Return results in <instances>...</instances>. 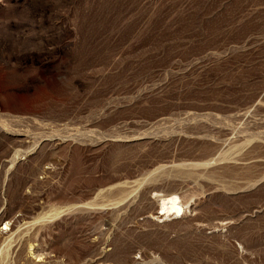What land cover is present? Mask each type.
<instances>
[{
    "label": "rangeland",
    "instance_id": "374dc122",
    "mask_svg": "<svg viewBox=\"0 0 264 264\" xmlns=\"http://www.w3.org/2000/svg\"><path fill=\"white\" fill-rule=\"evenodd\" d=\"M0 220V264H264V0H0Z\"/></svg>",
    "mask_w": 264,
    "mask_h": 264
},
{
    "label": "bare ground",
    "instance_id": "6f19581e",
    "mask_svg": "<svg viewBox=\"0 0 264 264\" xmlns=\"http://www.w3.org/2000/svg\"><path fill=\"white\" fill-rule=\"evenodd\" d=\"M154 196H155V199H158V200H156V201H158V204H157V202H156V204L158 205L157 206L158 207V217L161 219L165 218V217L168 218L167 216H174L176 218L177 217L180 218V216H183V215L185 216L187 214V210H190V208H187V210H186L184 203L181 200V198L176 193H173L172 191H169V194L167 193V195H162V196H160L159 193L157 194L155 192ZM1 221L2 220H0V222ZM5 224L8 225L7 223H5ZM9 230L11 231V228ZM30 249L32 251L34 248L33 249L30 248ZM33 251H35V250H33ZM32 253H34V252H32ZM37 255H36V259L34 258V260H38L39 256H37ZM35 262L38 263V262H41V260H38Z\"/></svg>",
    "mask_w": 264,
    "mask_h": 264
}]
</instances>
